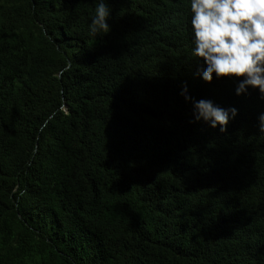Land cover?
Masks as SVG:
<instances>
[{
    "label": "trees",
    "instance_id": "obj_1",
    "mask_svg": "<svg viewBox=\"0 0 264 264\" xmlns=\"http://www.w3.org/2000/svg\"><path fill=\"white\" fill-rule=\"evenodd\" d=\"M95 2L0 0V264H264V99L201 78L189 0Z\"/></svg>",
    "mask_w": 264,
    "mask_h": 264
},
{
    "label": "clouds",
    "instance_id": "obj_2",
    "mask_svg": "<svg viewBox=\"0 0 264 264\" xmlns=\"http://www.w3.org/2000/svg\"><path fill=\"white\" fill-rule=\"evenodd\" d=\"M192 55L204 64L199 75L206 83L213 78H237L235 93L258 90L264 99V0H189ZM112 8L107 0H96L88 33L101 37L110 32ZM242 78V79H240ZM184 94L186 100L191 97ZM197 122L203 121L221 133L227 132L238 110L222 108L211 100L191 101ZM264 135V113L258 117Z\"/></svg>",
    "mask_w": 264,
    "mask_h": 264
}]
</instances>
